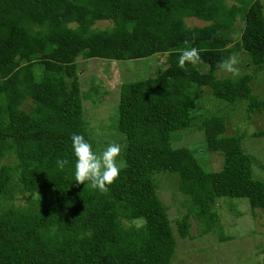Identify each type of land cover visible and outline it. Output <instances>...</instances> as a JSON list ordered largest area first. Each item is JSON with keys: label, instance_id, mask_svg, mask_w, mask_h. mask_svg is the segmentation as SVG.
I'll return each instance as SVG.
<instances>
[{"label": "trees", "instance_id": "1", "mask_svg": "<svg viewBox=\"0 0 264 264\" xmlns=\"http://www.w3.org/2000/svg\"><path fill=\"white\" fill-rule=\"evenodd\" d=\"M227 1L0 0V264H170L191 222L186 213L174 230L158 195L163 173L175 175L202 233L220 226L224 198L264 212L246 133L226 134L225 116L210 108L195 112L205 87L226 107L242 103L248 117L264 110L250 85L264 67L263 5ZM186 17L207 23L189 26ZM100 20L111 25L94 26ZM192 47L200 60L181 69L179 55ZM239 52L252 72L220 76L218 63ZM155 54L164 64L157 76L120 86L115 130L128 167L106 193L77 183L71 135L94 152L102 140L85 121L76 60ZM190 130L203 140L175 145ZM251 136L264 141V129ZM212 153L222 157L218 170ZM58 158L68 160L63 170ZM230 237L220 231V240Z\"/></svg>", "mask_w": 264, "mask_h": 264}, {"label": "rangeland", "instance_id": "2", "mask_svg": "<svg viewBox=\"0 0 264 264\" xmlns=\"http://www.w3.org/2000/svg\"><path fill=\"white\" fill-rule=\"evenodd\" d=\"M228 0L229 5H239L240 2ZM251 0H245L241 7ZM263 5L264 0H260ZM185 22L189 26L204 25L207 22L195 17H186ZM111 25L108 20H100L94 26L105 28ZM238 21L235 28L241 27ZM236 29L235 37L239 36ZM241 74L252 72V66L246 61V55L239 52ZM79 82L82 89V103L85 121L92 133L98 139H111L118 143V132L115 130V117L120 99V86L125 82L137 81L155 77L164 68L163 58L159 54L140 59L128 60H104L101 58H78L76 60ZM219 75L230 77L231 74L219 71ZM252 91L260 98H264V67L255 72L250 81ZM200 107H196V114L218 112L225 116L226 134L245 132L244 149L253 157L254 176L264 178V141L253 137L255 131L264 129V110L254 112L248 117L242 103L235 107H226L224 103L211 98L209 88L200 90ZM220 110L216 109L218 107ZM92 134V135H93ZM202 134L198 130H190L183 133L181 139L175 145H185L193 142H201ZM99 143V142H98ZM100 143L98 151L106 146ZM101 146V147H100ZM120 154L117 161H120ZM8 160V159H7ZM210 167L218 170L222 166V157L217 153L210 155ZM161 180L158 185V195L167 208L171 224L175 227V220L189 213L191 222L188 237H177L176 250L170 264H264V212L250 209L245 198H224L219 200L216 209L220 217V226L208 233H202L203 225L194 218V213L185 205L187 196L179 191L174 174L163 173L159 175ZM23 201V200H22ZM231 237L228 240H220V231Z\"/></svg>", "mask_w": 264, "mask_h": 264}, {"label": "clouds", "instance_id": "3", "mask_svg": "<svg viewBox=\"0 0 264 264\" xmlns=\"http://www.w3.org/2000/svg\"><path fill=\"white\" fill-rule=\"evenodd\" d=\"M200 60L199 51L195 48H185L181 51L178 58V66L185 69L186 63L195 65ZM240 60L238 54H231L222 59L217 67L224 73L231 74L233 77L241 75L238 65ZM71 146L76 157L74 165V178L79 184L89 182V186L106 193L108 185H111L119 176L120 170L127 168V162L117 161L121 152V145L109 143L102 151L94 152L92 145L85 140L81 134L71 135ZM57 167L61 170L68 164L66 159H57Z\"/></svg>", "mask_w": 264, "mask_h": 264}]
</instances>
